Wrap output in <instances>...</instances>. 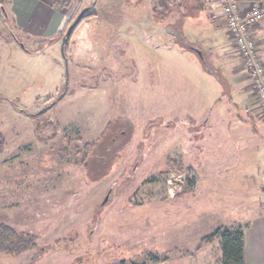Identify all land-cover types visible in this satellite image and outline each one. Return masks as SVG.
<instances>
[{"label": "rangeland", "instance_id": "rangeland-1", "mask_svg": "<svg viewBox=\"0 0 264 264\" xmlns=\"http://www.w3.org/2000/svg\"><path fill=\"white\" fill-rule=\"evenodd\" d=\"M79 1L42 38L12 24L9 35L0 17V224L35 237L0 264H221L218 239L196 250L234 218L197 175L216 169L202 161L214 145L201 109L220 81V59L205 47L212 28L171 11L173 0H117L130 23L112 24L106 39L83 22L62 56ZM135 16L140 37L173 51L129 50Z\"/></svg>", "mask_w": 264, "mask_h": 264}, {"label": "crops", "instance_id": "crops-1", "mask_svg": "<svg viewBox=\"0 0 264 264\" xmlns=\"http://www.w3.org/2000/svg\"><path fill=\"white\" fill-rule=\"evenodd\" d=\"M88 1L91 0L79 1L82 6L80 11L87 9ZM113 2L118 4L119 1L97 0L92 10L95 16L84 21L93 28L100 25L101 32H107L106 39L109 38V26L121 25L124 19L129 20V14L126 16V13L122 14L123 11H115L116 4ZM262 2L264 0H240V5L242 10H246L251 5ZM169 7L171 11L180 10L182 17L188 16L208 22L206 24L212 28L205 47L209 55L220 59L217 73L220 81L214 89V98L209 99L208 106L201 109L209 110L208 124L205 125V133L209 137L204 139L205 144L214 145L211 150L213 158L208 161L204 157L202 161L216 169L197 175L202 176L204 182H210L208 187H211L212 200H215L217 205H220L219 201L223 202L225 214L234 217L225 222L230 224L222 227L242 228L245 264H264V121L254 97L252 83L228 36L221 9L214 0H173ZM184 7H187L186 11ZM67 8H61L53 0H0L2 24L9 35L10 24L15 25L21 34L27 36L42 38L55 35L63 22L60 11L65 13ZM188 9H191L190 15ZM143 19L139 16L132 19L136 31L130 32L127 27L128 31L123 38L128 49L137 46L140 53L145 54V48L139 46L150 45L151 48L147 49V52L154 55L158 49L172 52V44L163 47L153 40L140 37ZM116 30L114 33H117ZM251 34L258 57L264 65V21L253 27ZM155 36L158 37V34ZM103 37L104 35L100 39H104ZM191 45H195L192 49L199 52L196 43ZM128 49L126 48L127 51ZM127 51H123V54H127ZM212 117L215 124L210 121ZM202 146L200 150L204 155L207 150L203 144ZM198 182L199 178H196L195 185ZM217 205L216 208H219Z\"/></svg>", "mask_w": 264, "mask_h": 264}, {"label": "built area", "instance_id": "built-area-1", "mask_svg": "<svg viewBox=\"0 0 264 264\" xmlns=\"http://www.w3.org/2000/svg\"><path fill=\"white\" fill-rule=\"evenodd\" d=\"M53 1L57 2L58 0ZM214 1L221 9L227 33L232 38L243 67L248 72L256 103L264 121V67L259 60L251 34V29L264 21V2L242 10L239 0Z\"/></svg>", "mask_w": 264, "mask_h": 264}, {"label": "trees", "instance_id": "trees-1", "mask_svg": "<svg viewBox=\"0 0 264 264\" xmlns=\"http://www.w3.org/2000/svg\"><path fill=\"white\" fill-rule=\"evenodd\" d=\"M71 1L72 0H58L56 4L61 8H64L67 7ZM94 16V13H88V11H86L79 24L83 23L85 20H90V18H93ZM74 29L68 36L64 35L66 36L64 43V48L66 49H68ZM195 181L189 179L187 182L189 187H194ZM216 239H218L220 243L221 264H245L243 230L241 227L216 228L211 234L203 237L196 250L199 251L203 245H209ZM34 246V236L20 234L11 227L0 224V254L18 255L34 248ZM120 264H124V262L122 261Z\"/></svg>", "mask_w": 264, "mask_h": 264}, {"label": "water", "instance_id": "water-1", "mask_svg": "<svg viewBox=\"0 0 264 264\" xmlns=\"http://www.w3.org/2000/svg\"><path fill=\"white\" fill-rule=\"evenodd\" d=\"M87 9H83L82 11H80V13L75 17V19L73 20V22L69 25V27L67 28V31L65 33L66 36H68L71 31L79 24L82 16L86 13ZM66 36H64L61 40V46H60V51H61V55L63 56V47H64V43L66 40ZM199 53V52H198ZM200 54V53H199ZM66 65V62H65ZM67 83V79H65V84ZM63 95H59V97L57 98V100L61 99ZM55 102H52L49 106H47L46 108H43L38 114L45 112L48 108H50L52 105H54ZM108 198V194L106 195L104 202L107 200Z\"/></svg>", "mask_w": 264, "mask_h": 264}]
</instances>
